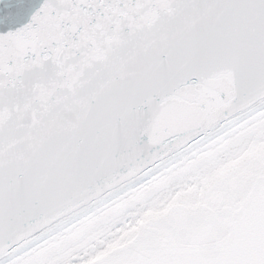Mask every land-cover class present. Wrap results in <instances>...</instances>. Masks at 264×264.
Listing matches in <instances>:
<instances>
[{
    "label": "snow or ice",
    "instance_id": "6c2138e0",
    "mask_svg": "<svg viewBox=\"0 0 264 264\" xmlns=\"http://www.w3.org/2000/svg\"><path fill=\"white\" fill-rule=\"evenodd\" d=\"M0 264H264V0H0Z\"/></svg>",
    "mask_w": 264,
    "mask_h": 264
}]
</instances>
